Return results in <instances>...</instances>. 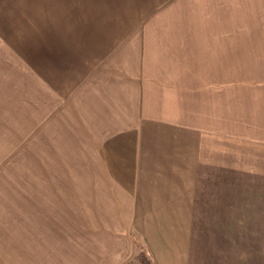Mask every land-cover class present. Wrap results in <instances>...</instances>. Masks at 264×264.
Returning <instances> with one entry per match:
<instances>
[{"label":"rangeland","instance_id":"obj_1","mask_svg":"<svg viewBox=\"0 0 264 264\" xmlns=\"http://www.w3.org/2000/svg\"><path fill=\"white\" fill-rule=\"evenodd\" d=\"M134 179L125 264H264V0H0V264Z\"/></svg>","mask_w":264,"mask_h":264},{"label":"crops","instance_id":"obj_2","mask_svg":"<svg viewBox=\"0 0 264 264\" xmlns=\"http://www.w3.org/2000/svg\"><path fill=\"white\" fill-rule=\"evenodd\" d=\"M108 178L110 183H123L115 175L108 176ZM135 181L137 180L129 181L127 186L105 187L108 191L83 192L85 194L82 196L73 194L65 197L69 205L64 207V202L58 205L59 207L55 208L57 217L53 220L57 226L62 225L64 230H70L71 237L59 240L55 249L47 256L46 263L43 264H125L129 253L135 246H138L132 233L135 216L170 211L165 206L167 198L164 202L160 201L159 205L163 204L162 207L157 206L156 208L151 205V196H137ZM51 198H56V196ZM80 198L88 200V205H90V200H94L91 202L92 207L79 206L76 200ZM61 199L63 200V197ZM96 199H98L97 203ZM64 215L68 218L63 217ZM80 215L90 217L88 220H83L79 219ZM107 215L118 217L110 220L106 218ZM92 216H98L99 219ZM144 242L148 250L150 241L144 240ZM149 251L154 253L153 250L149 249ZM153 256L154 259L157 257L155 254ZM155 262L164 264L162 262L168 261L156 258Z\"/></svg>","mask_w":264,"mask_h":264}]
</instances>
